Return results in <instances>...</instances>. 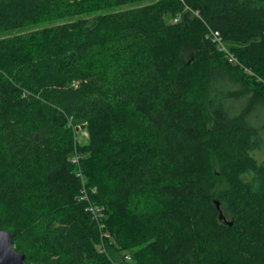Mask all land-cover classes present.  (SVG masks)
<instances>
[{
    "label": "trees",
    "instance_id": "16d2710c",
    "mask_svg": "<svg viewBox=\"0 0 264 264\" xmlns=\"http://www.w3.org/2000/svg\"><path fill=\"white\" fill-rule=\"evenodd\" d=\"M12 33L0 230L27 264H264V0H0Z\"/></svg>",
    "mask_w": 264,
    "mask_h": 264
},
{
    "label": "water",
    "instance_id": "95a60500",
    "mask_svg": "<svg viewBox=\"0 0 264 264\" xmlns=\"http://www.w3.org/2000/svg\"><path fill=\"white\" fill-rule=\"evenodd\" d=\"M0 264H27L26 256L15 249L11 234L3 230H0Z\"/></svg>",
    "mask_w": 264,
    "mask_h": 264
},
{
    "label": "rangeland",
    "instance_id": "374dc122",
    "mask_svg": "<svg viewBox=\"0 0 264 264\" xmlns=\"http://www.w3.org/2000/svg\"><path fill=\"white\" fill-rule=\"evenodd\" d=\"M259 1H261V0H259ZM131 7H133V6H132V5H127V6H123V7L120 8V9H117V10H121V9H129V8H131ZM177 19H178V21H179V18H177ZM170 20H171V19H170ZM180 20H183V17H182V19L180 18ZM175 21H176V20H175ZM44 26H45V25H44ZM44 26H40V27H44ZM25 31H28V30H23L22 32H25ZM13 34H17V33L4 34V35L1 34V35H0V38L8 37V36H11V35H13ZM79 136H80L81 141L84 142V141H85V137H86L85 133L82 132ZM213 165H214V167H215V170L218 171L219 168H218L217 164L214 162ZM221 191H226V193H228V194L232 192L231 189L229 188V186H227L226 182H225L222 178L219 180V185H218V192H221ZM227 201L229 202V204L231 203L230 198H228ZM110 255H111V257H112V256H115L116 254H113L112 252H110Z\"/></svg>",
    "mask_w": 264,
    "mask_h": 264
},
{
    "label": "built area",
    "instance_id": "2783aa9c",
    "mask_svg": "<svg viewBox=\"0 0 264 264\" xmlns=\"http://www.w3.org/2000/svg\"><path fill=\"white\" fill-rule=\"evenodd\" d=\"M176 21H178V19H176ZM213 42H215L217 45H218V48H219V50L220 51H226V47H225V45H224V43H223V41H222V38H221V36H220V34L218 33V32H215L214 34H213ZM227 52V51H226ZM229 57H230V61L231 62H236V59H235V57L232 55V54H229L228 55ZM73 163L74 164H78V159L76 158V159H74L73 160ZM79 176H80V174H79ZM99 218L102 216V212H101V210L100 209H94V211H93Z\"/></svg>",
    "mask_w": 264,
    "mask_h": 264
}]
</instances>
